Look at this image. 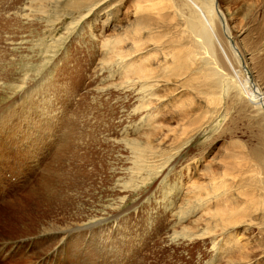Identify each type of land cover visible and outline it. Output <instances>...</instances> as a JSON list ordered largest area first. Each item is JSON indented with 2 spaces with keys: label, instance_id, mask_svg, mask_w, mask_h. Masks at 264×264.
Here are the masks:
<instances>
[{
  "label": "rangeland",
  "instance_id": "374dc122",
  "mask_svg": "<svg viewBox=\"0 0 264 264\" xmlns=\"http://www.w3.org/2000/svg\"><path fill=\"white\" fill-rule=\"evenodd\" d=\"M136 1L0 0V264H264V0Z\"/></svg>",
  "mask_w": 264,
  "mask_h": 264
},
{
  "label": "bare ground",
  "instance_id": "6f19581e",
  "mask_svg": "<svg viewBox=\"0 0 264 264\" xmlns=\"http://www.w3.org/2000/svg\"><path fill=\"white\" fill-rule=\"evenodd\" d=\"M167 1V0H166ZM164 1L162 0H137L135 5H134V10L136 11L135 13L137 14V20H138V26L140 29H139V32H143V30H148L150 31L152 28H153V15H155L159 10H163V9H166V7L168 6V3L167 5H164L163 4ZM170 3V2H169ZM162 14H160L161 16ZM153 22V23H152ZM223 24V23H222ZM156 26V25H155ZM223 27L225 26L222 25ZM216 27V26H215ZM217 28V27H216ZM226 29V28H224ZM135 30H137V28H135ZM228 30V28H227ZM230 32V30L228 31V33ZM226 33V31H225ZM241 36V34H240ZM228 38V37H227ZM155 39V38H154ZM236 40V38H235ZM236 45H237V49L234 48L235 50H232V48H230L231 46L229 45V43L225 40V37L223 36V33L221 32L220 29H217L215 31L211 30V28L208 26L207 29L205 28L202 32H201V35H200V38H199V41H198V46L197 48H203L204 51H205V54L208 56V59H209V63L211 65L213 64H217V68L221 71L222 68L225 69V66L227 67H231V69L234 70V66L236 62H238V65L240 64L238 61V57H237V54L236 53H240L242 58L245 60L246 64L249 63L251 60L249 58V55H246L245 54V50L243 48H241L237 42H235ZM239 50V51H238ZM185 55V54H183ZM214 60H216L214 62ZM238 65L235 66L237 67L238 69ZM241 65V64H240ZM249 66V64H247ZM214 67V66H213ZM230 69V68H229ZM242 69V67H241ZM218 70V72H220ZM236 70V69H235ZM208 71V70H207ZM232 71V70H230ZM237 71V70H236ZM209 72V71H208ZM211 72V71H210ZM240 72V75H242L241 77H243V74L242 71H238ZM237 72V74H238ZM261 72H264V68H262L261 70L258 71L257 75ZM221 73V72H220ZM233 73V72H231ZM208 74V73H207ZM235 74V72H234ZM236 74V75H237ZM233 75V74H232ZM235 75V77H236ZM240 77V76H239ZM213 78V77H212ZM255 78V77H254ZM256 78H258L256 80ZM256 78L254 79V85L253 87L256 88V93L253 92L256 96H257V99L255 100V102L259 103V106L261 108V113L264 115V84L261 83L260 81V76H256ZM257 81V82H256ZM158 87V86H157ZM213 98V97H212ZM264 141V140H263ZM264 147V143H260V147H256V155H257V159H255L254 163H253V169H250L248 171L251 172V174H253L254 176L256 171L258 172L259 169L262 170V178H261V185L259 184V188H257V191H259V194H264V154L262 153L263 150H261L262 148ZM142 153V152H141ZM230 158L232 160H234L236 163V165H238V169L241 170V172L245 173V169L243 168H247V158L246 156L243 154V153H238V154H230ZM242 162L244 163V167L241 165ZM233 165V164H232ZM229 166V165H228ZM248 169V168H247ZM227 171V170H226ZM228 173V172H227ZM226 173V174H227ZM259 175V174H258ZM251 177V176H250ZM249 177V178H250ZM234 183H227L225 185V187L227 188V190H231L234 186ZM252 185V184H251ZM240 186V185H239ZM246 186H244L245 188ZM249 188V187H247ZM251 188V186H250ZM249 188V189H250ZM242 189V188H241ZM240 189V190H241ZM239 190V191H240ZM248 190V189H247ZM254 190V187L251 191L248 190V192H246L245 196L246 197V200H250V201H253L254 200V197L256 195V193L258 192H255ZM246 191V190H244ZM243 193V192H242ZM242 200V199H241ZM247 201V202H248ZM225 207L228 211V213L230 214H233L238 208H240L241 206V202H240V198L239 200L237 199H234L233 197V194H229L227 195V197L225 198ZM251 204V203H250ZM243 208V207H242ZM245 227H249L248 225H244ZM228 230V226L225 225V228H222V231H227ZM245 232H247L245 230ZM227 233V232H226ZM225 233V234H226ZM209 235V236H208ZM192 238L193 237H210V238H215L213 241H215V243H213V247L214 249L217 248V246L219 244H222L221 241H216V238H217V235L216 234H211L210 233H202V235H192L191 236ZM235 238L233 239H228V240H225L226 243H230L229 241L231 240H234ZM220 242V243H219ZM224 243V242H223ZM229 245H232V243H230ZM228 245V246H229ZM234 245V244H233ZM232 245V246H233ZM219 247V246H218ZM224 247H227V246H224ZM234 247V246H233ZM250 263V262H249ZM242 264H246L245 263H242ZM248 264V263H247Z\"/></svg>",
  "mask_w": 264,
  "mask_h": 264
}]
</instances>
